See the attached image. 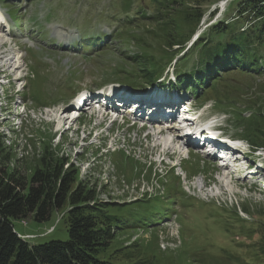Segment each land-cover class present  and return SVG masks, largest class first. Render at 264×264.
Returning <instances> with one entry per match:
<instances>
[{
  "label": "rangeland",
  "instance_id": "374dc122",
  "mask_svg": "<svg viewBox=\"0 0 264 264\" xmlns=\"http://www.w3.org/2000/svg\"><path fill=\"white\" fill-rule=\"evenodd\" d=\"M0 1L3 13L15 10L14 17L8 15L11 25L20 22L14 28L18 32L0 27V166L30 178L41 165L47 143L50 150L66 156L65 168L74 167L75 185L93 189L92 204L108 205L115 214L126 215L124 222L110 231L111 244L119 248L120 258L130 252L131 260L145 264H264V175L257 183L244 173L231 177L213 159L192 150L181 161L182 170H170L168 156L172 154L167 152L171 150L162 143L168 135L140 129L132 125L128 115L127 122H122L125 112L119 114L120 120L112 121V108L107 109L108 114L86 109L79 117L64 118L58 125L63 115H71L62 111L68 108V94L120 83L116 70L123 69L124 76L131 77L136 86L146 85L143 71L132 63V56L140 51L137 44L113 40L118 20L125 15L123 0ZM198 2L169 0L162 22L142 21L136 30L140 34L146 28L160 33V26L165 25L175 32L185 21L186 38L191 35L184 47L175 46L180 57L220 20L237 33L264 25L257 10L241 11L242 0H228L222 7L220 0ZM198 9L205 13L192 27ZM95 32L104 33L113 46L103 51L93 45L82 47L80 42L101 37L93 35ZM2 36L10 42L2 44ZM181 65L174 60L162 76L175 82V69ZM243 68L224 75L228 83L225 91L235 99L248 124L253 108L257 115L260 106L264 109V68L257 73ZM180 91L193 105L205 102L199 112L203 111V120L216 115L213 118L222 124L224 134L251 143L244 132L246 120L232 119L235 111L229 107H210L215 101L212 94L194 100L189 92ZM232 103L233 99L223 104ZM245 103L253 108L246 110ZM260 151L264 153V147ZM174 158L173 163H178L179 155ZM261 169L263 174L264 166ZM63 214L64 210H55L43 222L28 218L26 225L21 219H13V223L30 242L66 239Z\"/></svg>",
  "mask_w": 264,
  "mask_h": 264
},
{
  "label": "trees",
  "instance_id": "16d2710c",
  "mask_svg": "<svg viewBox=\"0 0 264 264\" xmlns=\"http://www.w3.org/2000/svg\"><path fill=\"white\" fill-rule=\"evenodd\" d=\"M168 1L123 0L125 15L119 19L116 40L124 44H137L140 51L132 56V63L138 66L139 71H143L146 84H153L173 60L176 63L182 62L175 69V85L189 90L196 98L212 94L215 108L229 107L235 111L232 119L243 123L246 119L242 116V111L237 109L235 99L227 96L225 91L228 83L224 75L236 69L244 70L243 67L254 70V73L264 68V25L252 26L249 30L237 33L228 28L229 23H225L224 19L220 20L211 24L195 47H189L180 58L177 57L179 51L176 52L174 48L177 45L184 47V41L191 35L186 38L185 21L181 22L182 29L175 32L165 25H159L162 31L160 33L146 28L140 34L136 30L144 23L142 21L162 22V12L168 6ZM204 1L206 0H199L198 3ZM241 5L242 12L247 13L249 8L257 10L258 16L264 19V0H242ZM204 13L202 9H198L192 25L189 20L188 23L196 27ZM229 57L235 59L230 61ZM117 72L120 80L135 85L131 77L122 75L123 69ZM253 78L256 79V75ZM171 85L174 82L171 81ZM231 99V105L223 104ZM245 104L246 110L253 108L249 103ZM260 107L257 109L259 114H255L256 109L253 108L249 123L247 124V119L243 124L247 128L244 130L245 136L255 147H264V109ZM50 147L49 143L45 145L41 165L30 178L17 171L9 173L0 166V264H145L141 260H131L130 252L126 253V258H120L119 248L111 244V227H118L124 222L126 215L115 214L108 209V205L92 204L93 189L86 190L85 186L75 185L77 178L74 167L66 169V156H59ZM1 149L3 145L0 137ZM55 210H64L62 219L67 224L66 239L30 242L15 229L13 219H21L24 225L28 218L43 222L50 219ZM136 222L138 221L127 224Z\"/></svg>",
  "mask_w": 264,
  "mask_h": 264
},
{
  "label": "bare ground",
  "instance_id": "6f19581e",
  "mask_svg": "<svg viewBox=\"0 0 264 264\" xmlns=\"http://www.w3.org/2000/svg\"><path fill=\"white\" fill-rule=\"evenodd\" d=\"M226 3H227V1H223L222 3H221V7H222V5H226ZM225 7V6H224ZM18 58V57H17ZM18 61V60H17ZM17 63V62H16ZM18 69V68H17ZM85 105V104H84ZM66 116H68L67 114H65V115H63V117H62V119L64 118V117H66ZM72 116V115H71ZM71 116H69L68 118H70ZM62 119L60 118L59 119V124L58 125H60L61 124V122H62ZM168 138H169V136L167 137V138H164L163 139V141H162V143H164V145H165V147H170V146H173L172 144V140H170V141H168ZM166 149V148H165ZM226 173V172H225ZM227 175H229V176H231V174H230V172L228 173V171H227V173H226ZM232 177V176H231ZM223 182L224 183H227V181H226V178H224L223 179ZM229 183H230V181H229ZM25 237V236H24Z\"/></svg>",
  "mask_w": 264,
  "mask_h": 264
}]
</instances>
